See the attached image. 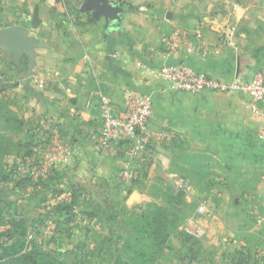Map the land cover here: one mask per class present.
<instances>
[{
    "label": "crops",
    "instance_id": "obj_1",
    "mask_svg": "<svg viewBox=\"0 0 264 264\" xmlns=\"http://www.w3.org/2000/svg\"><path fill=\"white\" fill-rule=\"evenodd\" d=\"M84 1L0 0V30L19 25L28 29L27 37L40 43L33 47L34 65L28 76V55L15 59L3 50L0 40V108L11 107L13 97L23 107H16L14 113L38 124L37 136L41 135L40 122L50 118L61 132L60 142L72 150L68 161H58L43 176H32L37 181L55 170L61 173L52 181L54 190L43 193L51 202L55 196L58 201L70 199L67 195L73 192L69 189L76 185L82 201L103 191L110 202L130 203L137 196L133 190L140 170L148 172L149 179L155 163L163 160L169 168L173 159L188 153L196 157L192 168L203 166L206 160L225 173L219 177L222 193L212 199L206 194L199 205L209 198L221 202L223 220L221 210L213 211L210 202L206 204L229 231L235 229L229 207L234 214L238 207L239 213H260L264 225V102L239 92L172 90L151 72L167 63L185 62L221 79L249 81L264 65V0H108L112 8L107 14L87 9ZM230 23H236L231 43L225 34ZM175 27L190 35L201 32L206 56L199 50L188 55L171 53L169 37ZM193 41L197 47V40ZM127 90L152 95L148 129L172 136L153 137L148 145L151 157L132 154V146L123 138L117 141L114 155L97 144L102 129L101 96H107L115 114L123 116ZM52 138L45 134V142H36L40 164L28 163L26 168L38 171L46 166L44 158L55 143ZM198 160L202 163L197 164ZM129 162L133 176L124 179L122 171ZM13 164H21L14 154L0 159L3 167ZM26 188L17 189L26 193ZM237 188L257 192L250 197L237 193ZM34 209L47 213L51 206L44 203ZM259 264H264L261 257Z\"/></svg>",
    "mask_w": 264,
    "mask_h": 264
},
{
    "label": "rangeland",
    "instance_id": "obj_2",
    "mask_svg": "<svg viewBox=\"0 0 264 264\" xmlns=\"http://www.w3.org/2000/svg\"><path fill=\"white\" fill-rule=\"evenodd\" d=\"M11 99V107L8 105L2 107V110H0L3 111L2 114H8L9 116L14 112L16 107L19 109L23 108L19 106L18 103H15L13 97ZM0 118V120H3L2 117ZM10 128L11 129H8L6 132L8 133L7 137L10 139V143L4 142V145L6 144L9 151L12 153L25 152L26 148H30L25 144L29 142V139H27L28 134L25 133L26 128H21L17 123H14V126ZM40 132L41 135L38 137L40 141L45 142L44 130L42 129ZM21 141L26 148L20 151L18 143ZM195 158L194 155L188 153L183 154L178 159H173L169 168L163 167L160 163H155L149 179H147L148 176L146 175L148 172L140 170L138 181L134 183L133 190L137 192V196L132 199L130 203H127L126 200L119 203H116V201L110 202L108 195L103 191L100 193H97V191L92 194L93 198L88 202L91 203L93 207L95 206V209H97V211L99 210V213L105 210L107 212V219L114 223H118V225H120L119 229H115L107 224H99V218L95 216V214L93 215L94 217H91L89 214H77L69 226L82 229L87 228L90 230L87 237L84 238V235L82 237V234L79 236L80 242H83L78 248H75V246H77L76 242L70 245L67 243L66 237L60 233L62 226L58 221L53 218L51 224L48 223V219L51 218V216L47 217L43 223L40 222L41 220L39 223L36 222L32 234H35L36 237L44 243L43 249L45 250L54 249L48 247L49 242L54 243L56 247L54 250H58L54 252L63 256L64 259L70 263L75 261V257L73 254H70V252L73 251L69 253L67 251L74 249V252L81 255L77 264H115L118 255L117 250L123 253L121 255L125 259L133 255L132 252H130L129 255L124 254L125 250L123 247L126 245L128 238L131 240V237L136 236L137 233L134 231L135 228L139 227L142 220L154 211V205L158 204L175 210L173 213L177 215L178 221L177 225L169 230L167 244L164 250L159 253V257H157L155 264H234L235 262H232L234 252L241 244H248L253 252L263 245L264 225L260 224L262 215L257 213L256 215L259 218L257 223H254V225L249 224L240 230L239 225L243 222V215L234 214V208L229 207L227 213L231 214V217H229L230 223L235 229L232 231L227 230L226 225L224 226V224H222V217L225 215L224 209H222L223 204L217 200H212L210 202V198L212 199L213 195L222 193L221 191H223L224 184L223 180L219 177H221L220 175H225V173L215 165H207L206 172L215 180L214 185H212L211 181H207L202 178L201 175L193 172L192 165L196 161ZM2 167L3 166L0 165V169H2ZM13 167L14 164L7 166L6 170L9 171ZM21 167L23 166H20V168ZM30 170L32 169L26 168V171L30 172ZM180 178L189 181L191 195H187L177 188L175 181ZM5 185L6 186H3L1 184L0 186L1 188H5L1 189L0 197L5 201L3 204L5 205L6 219L9 220L14 216L16 202L17 209H27V216L31 217L32 212H34L32 208L35 207V205H39L41 199L34 197L35 193L33 194V192H31L32 188H29V186L26 188V193H22L18 192L19 190L17 188H14L13 182L5 183ZM210 186L215 187L213 189L216 190L208 191ZM237 190V193H244L250 197H253L257 192L252 188H245V190L237 188ZM177 193H182V198H176ZM206 194L210 195V198L208 200L205 198V202H210L213 211L219 209L223 212L219 213V215L221 214L222 220H220L219 217L215 219L211 214H201L199 212V203L201 198L203 197L204 199ZM56 198L55 196L54 202H51V197L48 196L45 200L52 207L61 201H58V198ZM179 201L181 202L179 203ZM249 201L251 202V200ZM78 204L79 207L85 206V204L82 203ZM239 209V207L236 209V213ZM41 214L45 215L44 212ZM97 224H99V227H97ZM7 225L9 226V224ZM249 226L250 228H248ZM81 232H83V230ZM52 238L57 242L51 240ZM60 239L63 240H61V245L58 244ZM137 247L138 246L134 245L133 248Z\"/></svg>",
    "mask_w": 264,
    "mask_h": 264
},
{
    "label": "trees",
    "instance_id": "obj_3",
    "mask_svg": "<svg viewBox=\"0 0 264 264\" xmlns=\"http://www.w3.org/2000/svg\"><path fill=\"white\" fill-rule=\"evenodd\" d=\"M0 110H2V108H0ZM2 113L3 111H0V117L3 118V120H0V159L6 155L14 154L20 159L21 164L15 165L9 171L6 170V167H2V169H0V186L1 184L6 186L5 183L11 182H13L14 188L18 189L30 186L33 188V192H36L37 198L41 199L39 205H43L44 203H47L45 200L47 195L46 193H43V191L46 189L54 190L56 185L55 182L53 183L52 181L59 179L61 177V173L55 170L49 177L40 178L36 181L30 173H23L21 171L20 166L25 167L28 163L31 164L30 166H37L40 164V154L35 150L36 145H38L36 142L39 140L36 132L39 125H36L35 122H32V120H25L18 117L14 112L9 116L8 114ZM14 123L20 125L21 128L25 127V133L28 134L27 139H29V142L25 144L30 148H26L22 141L18 143L20 151L23 148H26L23 153H12L9 151L8 146L6 144L4 145V142L10 143V139L7 137L8 133L6 132L8 129H11L10 127L14 126ZM44 133L48 134L45 130ZM126 141L129 146L132 145L131 140L127 139ZM200 162L201 161L198 160L197 164ZM206 166V160H204L203 166L198 165L193 167L192 170L194 173L201 175L202 178L207 181H211L212 185H214L215 180L206 172ZM136 182L137 181H135V183ZM213 188L215 187L210 186L208 191L215 190ZM1 189L5 188L0 187V191H2ZM59 190L62 192L64 189ZM70 190L73 192L70 199L59 201L53 205L51 210L45 213V215L38 213L34 209L33 214L35 216L32 214V216L29 217L27 216V209H17L16 202L14 216L9 220L5 217V205L3 204L5 201L0 197V224H9L6 231L0 232V264H77L81 255L74 252V249L67 251L68 253L73 251L70 252V254H73L75 257V261L70 263L64 259L63 256L54 252L58 251L57 249H43L44 243L41 242L35 234H32L36 222L39 223L41 220L40 222L43 223L49 216L58 221V223L62 226L60 233L66 237L69 245L76 242L77 246H75V248H78L83 242H80L79 236L82 234V237L84 235L85 238L88 236L90 231L87 228L82 229L69 226L77 214H89L91 217H94L93 215L95 214V216L99 218V224H107L115 229H119L120 225H118V223H114L113 221L107 219V212L105 210L99 213V210L97 211L95 206L93 207L92 204L88 202V199H83V201L81 200L79 187L72 185ZM182 196V193H177L176 198L180 199ZM180 202L181 201H179V203ZM78 203L85 204V206L79 207ZM78 208H80V211H78ZM173 211L175 210H171L166 206L155 204L154 211L142 220L139 227L135 228L134 231L137 233L136 236L131 237V240L128 238L126 245L123 247L125 250L124 254L129 255L130 252H132L133 255L125 259L121 255L123 253L117 250L118 255L116 257L115 264H155L157 257H159V253L164 250L167 244L169 230L173 226L177 225L178 217L175 213H173ZM239 214L243 215V222L239 225L240 230L249 224L254 225V223H257L259 219L256 215L257 213L249 210H242L241 213L238 211L237 215ZM248 228H250V226ZM81 229L84 233L81 232ZM30 235H33V238L29 239ZM51 240L57 242L54 238ZM61 240L62 239L58 242L59 245H61L60 243L63 241ZM133 243L135 246L140 248H133ZM260 257L259 249L253 252L252 248H250L248 244L244 243L241 244L237 250H235L232 262H235L234 264H259Z\"/></svg>",
    "mask_w": 264,
    "mask_h": 264
},
{
    "label": "built area",
    "instance_id": "obj_4",
    "mask_svg": "<svg viewBox=\"0 0 264 264\" xmlns=\"http://www.w3.org/2000/svg\"><path fill=\"white\" fill-rule=\"evenodd\" d=\"M236 30V23L228 25V31L225 33L227 41L232 42ZM193 37V38H192ZM197 40V47L193 40ZM205 41L201 32L196 31L190 35L180 27H175L169 37V50L171 53L185 52L187 55L199 50L201 56L207 54L204 46ZM219 52V49L218 51ZM152 73H156L160 79L172 90H182L190 93H202L211 91L216 94H229L234 92L245 93L250 95L255 101L264 102V65L249 81L234 78L233 80H225L219 77L209 75L205 72L197 71L190 64L182 63H167L159 69H152ZM40 86L43 83L40 82ZM127 106L126 113L123 116H118L114 112L111 100L105 96H101L102 103V129L97 141L99 147H102L111 155L115 154L117 141L121 138L132 141V154L142 153L145 158L151 157L152 152L148 148L151 139L155 136L159 138L171 139V135L163 133H154L148 129L149 121L153 114V98L152 95H142L133 90L126 91ZM40 127L47 131L48 135L54 139L55 143L49 148V153L44 158L46 166L38 171H26V167H21L23 173H30L38 178L46 173V169L54 166L58 161H68L72 155V150L63 142H60V130L53 125L50 118H44L40 122ZM164 167V161L159 162ZM122 176L124 179H130L133 176L131 163L123 169ZM179 190L191 195L190 183L184 178L175 181ZM67 196H71V192ZM67 198V197H66ZM201 214H210L205 201L199 205ZM51 224L53 218L48 219ZM7 224H0V232L8 229ZM33 235L29 236V239ZM48 247L56 248L54 243L49 242ZM259 254L264 259V239L263 245L259 248Z\"/></svg>",
    "mask_w": 264,
    "mask_h": 264
},
{
    "label": "water",
    "instance_id": "obj_5",
    "mask_svg": "<svg viewBox=\"0 0 264 264\" xmlns=\"http://www.w3.org/2000/svg\"><path fill=\"white\" fill-rule=\"evenodd\" d=\"M85 7L87 9H95L98 13H109L110 7L108 0H85ZM28 29L19 25L6 27L0 30V40L3 50L12 54L15 59L25 53L30 58L28 65V73L30 76L34 65L35 53L33 47L40 43L33 37H27ZM137 193L134 194L136 196Z\"/></svg>",
    "mask_w": 264,
    "mask_h": 264
}]
</instances>
